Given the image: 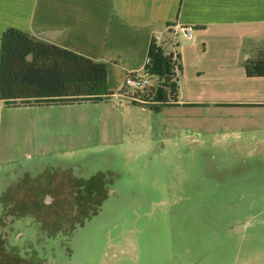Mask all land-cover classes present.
<instances>
[{"label":"rangeland","instance_id":"rangeland-1","mask_svg":"<svg viewBox=\"0 0 264 264\" xmlns=\"http://www.w3.org/2000/svg\"><path fill=\"white\" fill-rule=\"evenodd\" d=\"M169 37V53L193 42L184 33ZM245 46V53L260 49ZM193 62L191 56L178 104L158 111L146 103L156 78L136 91L120 85L116 71L112 91L123 87L138 106L112 99L42 125L0 104V264H10L11 255L13 264H264V79L246 78L235 56L205 64L222 67L227 78L206 74L196 82ZM28 151L34 155L22 158ZM69 183L92 192L74 197ZM43 201L53 209H28ZM10 206L43 223L14 225ZM96 212L73 232L70 218ZM61 226L64 238L52 239Z\"/></svg>","mask_w":264,"mask_h":264},{"label":"crops","instance_id":"crops-1","mask_svg":"<svg viewBox=\"0 0 264 264\" xmlns=\"http://www.w3.org/2000/svg\"><path fill=\"white\" fill-rule=\"evenodd\" d=\"M8 27L106 64L108 81L111 72L120 73L124 80L128 73L143 68L154 38L159 44L164 40L168 45L169 36H180L182 29L191 28L190 46L173 48L180 55L182 67L177 73L179 96L174 103L177 105L181 78L189 76L186 63L191 56L195 66L190 67V75L196 82L205 79L206 74L212 80L228 77L222 67L211 70L205 66L207 63L219 66L235 56L238 61L256 56L258 48L251 53H245L244 48L248 43L259 48L264 46V0H0V44L2 33ZM244 75L248 79H264L247 77L245 69ZM123 89H117V93L111 89L114 93L111 100L116 99L121 106L123 99L130 101ZM111 100L99 104L13 109L43 120L88 106H109ZM0 104L4 105L1 101ZM39 122L44 125L47 120ZM46 151L40 145L38 155ZM53 152H60V148ZM32 155L28 151L21 156L31 158Z\"/></svg>","mask_w":264,"mask_h":264},{"label":"trees","instance_id":"trees-1","mask_svg":"<svg viewBox=\"0 0 264 264\" xmlns=\"http://www.w3.org/2000/svg\"><path fill=\"white\" fill-rule=\"evenodd\" d=\"M170 26V24H169ZM176 46H174V49ZM150 63L145 67L150 81L152 111L178 101L179 53L167 51L166 43L153 39L148 48ZM247 77H264V47L243 63ZM139 91V90H136ZM113 92L107 65L75 53L33 34L8 27L0 44V101L7 107L71 106L109 103ZM133 104L138 106L136 98ZM153 103V104H150Z\"/></svg>","mask_w":264,"mask_h":264},{"label":"flooded vegetation","instance_id":"flooded-vegetation-1","mask_svg":"<svg viewBox=\"0 0 264 264\" xmlns=\"http://www.w3.org/2000/svg\"><path fill=\"white\" fill-rule=\"evenodd\" d=\"M67 186H69V190H68L69 192L75 193L74 194L75 195L74 197H76L78 195H84V196H86V194H85L86 193V190L89 188V189H91L90 192H92V188H93L90 185H88V186H81V185H77L75 183H69ZM96 189H97V187H96ZM81 203L82 202H80V201L78 203L76 202L75 207L76 208L80 207V204ZM53 204H54V202H44L43 201V202H41V207L40 206H38V207L33 206V207H29L28 209L32 210L33 208H37V209L38 208H41V209H45V210H52L53 209ZM9 208L13 209V219L15 220L13 222V224L14 225H23L24 226V230H28L29 228H32V226L35 225V224L40 225V224L43 223V219L36 218L35 216H32L33 215V211L28 210V212H27L28 216H25L22 213L23 211H20L21 210L20 208H18L17 210H14L13 206H10ZM99 210H100V206H99ZM99 210H98V212H99ZM97 214L98 213L96 212L93 216H91V217L89 216V218H85L82 221L80 220L81 217L78 220H76V217L70 218L71 219V220H69L70 224H76L77 225L73 232H75L79 227L83 226L87 222L88 219H90L92 217H95ZM59 218L61 220L59 219L58 221L62 223L61 225H64L66 223H69V222H66L65 221V218H62V217H59ZM49 219H52V218H49ZM64 231H65V228L63 226H61V228H59V230L57 229V232L53 233L54 235H53L52 239L53 238H58L59 239V237H63L64 238V236L66 234V232H64ZM73 232H68L67 234L70 236V235L73 234ZM18 235H20L19 237H23V236L25 237L27 234H25V233L16 234V236H18ZM18 239L19 238H17V237L15 238V242H14L15 244H16V241H18ZM50 239H49V241L52 240V239L51 240ZM13 240H14V236H13ZM13 246H14V244H13ZM20 249H21L20 251L22 253H25L27 251L29 252V249L26 246H25V248L24 247H21ZM53 256L51 257L52 259H53ZM8 257H9V259L11 261L10 264H13V255H11V257L10 256H8ZM36 264H38V263L36 262Z\"/></svg>","mask_w":264,"mask_h":264},{"label":"built area","instance_id":"built-area-1","mask_svg":"<svg viewBox=\"0 0 264 264\" xmlns=\"http://www.w3.org/2000/svg\"><path fill=\"white\" fill-rule=\"evenodd\" d=\"M185 36L191 38L193 30L191 28H185L181 30ZM176 34V32H175ZM150 63L148 57L146 58L143 68L138 71L128 73L124 80V88H132L133 90H142L150 85V77L147 74L145 67Z\"/></svg>","mask_w":264,"mask_h":264}]
</instances>
